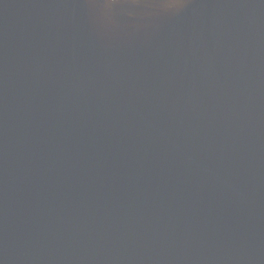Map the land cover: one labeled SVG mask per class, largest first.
Here are the masks:
<instances>
[{"label":"water","instance_id":"95a60500","mask_svg":"<svg viewBox=\"0 0 264 264\" xmlns=\"http://www.w3.org/2000/svg\"><path fill=\"white\" fill-rule=\"evenodd\" d=\"M0 264H264V0H0Z\"/></svg>","mask_w":264,"mask_h":264}]
</instances>
